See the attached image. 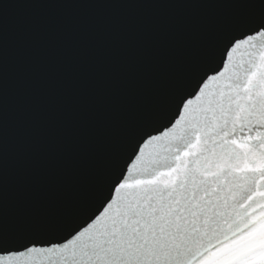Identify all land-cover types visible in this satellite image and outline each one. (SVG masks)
<instances>
[{
  "label": "snow or ice",
  "instance_id": "obj_1",
  "mask_svg": "<svg viewBox=\"0 0 264 264\" xmlns=\"http://www.w3.org/2000/svg\"><path fill=\"white\" fill-rule=\"evenodd\" d=\"M236 6L243 11L214 34L171 126L142 132L111 168L98 214L9 215L0 87V264H264V0ZM117 67L101 54L38 106L26 151L35 195ZM84 216L86 226L78 223ZM63 233L71 238L57 242Z\"/></svg>",
  "mask_w": 264,
  "mask_h": 264
},
{
  "label": "water",
  "instance_id": "obj_2",
  "mask_svg": "<svg viewBox=\"0 0 264 264\" xmlns=\"http://www.w3.org/2000/svg\"><path fill=\"white\" fill-rule=\"evenodd\" d=\"M244 2L0 0L9 215L98 214L97 193H107L111 168L123 162L125 149L130 152L142 132L159 135L171 126L175 101L192 91L214 34L240 15L243 9L236 5ZM101 54L118 65L112 82L75 122L55 160L52 178L35 195L26 176L34 113L46 97L62 91ZM85 220L87 216L78 223L86 226ZM65 238L71 237L63 233L55 239L65 242Z\"/></svg>",
  "mask_w": 264,
  "mask_h": 264
}]
</instances>
